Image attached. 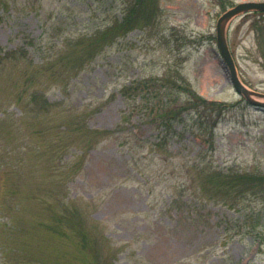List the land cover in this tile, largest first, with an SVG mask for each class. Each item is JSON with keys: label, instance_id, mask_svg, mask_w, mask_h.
Returning a JSON list of instances; mask_svg holds the SVG:
<instances>
[{"label": "rangeland", "instance_id": "1", "mask_svg": "<svg viewBox=\"0 0 264 264\" xmlns=\"http://www.w3.org/2000/svg\"><path fill=\"white\" fill-rule=\"evenodd\" d=\"M131 1L0 0V264H264V108L215 30L264 0H151L153 23L112 30ZM226 39L264 103V13ZM169 76L222 105L211 136L194 109L164 129L129 89L151 79L155 111Z\"/></svg>", "mask_w": 264, "mask_h": 264}, {"label": "trees", "instance_id": "2", "mask_svg": "<svg viewBox=\"0 0 264 264\" xmlns=\"http://www.w3.org/2000/svg\"><path fill=\"white\" fill-rule=\"evenodd\" d=\"M126 10L127 11L123 20L111 25L112 30L123 28L126 32L136 25L144 26L150 24L151 22L153 23L157 16V9L152 4L151 0H133L130 2L129 7ZM165 81L167 83H172L171 86L169 85L170 88L167 86L168 90L170 89L169 94L171 97L166 98L168 95L165 93V97H163L162 100L163 104L160 107L161 109H156L155 111L154 109L149 108L147 105L151 101L152 92L149 85L151 79H148L147 81H136L129 89H131L133 92H138L137 96L139 97V100L141 102L144 101L143 110L146 113H149L148 115L155 116V118H153L154 120L158 117L159 122L164 123V129L172 128L174 125L173 123L177 120H181L185 112H188L190 109H194V115L192 119L194 122L192 126L197 127V131L199 132L200 136H211L213 133V128L222 119V105L216 102L214 103L207 101L198 96H196L198 98L193 99V96L188 93L189 90L186 88V86L182 87L181 85H175L177 80L173 79L171 76L167 77ZM139 84H141V88L139 87ZM179 92L186 96L181 102L178 103L179 99L176 98L178 96L175 97L174 95L178 94ZM35 99L36 95L33 96V101H35ZM170 99L176 100L172 101ZM124 118L126 119V116H124ZM201 139L206 144L213 142L212 138ZM222 181L224 184L228 185L226 180ZM239 182L245 183V180L238 176L237 179L232 182V185H238ZM63 221L64 218L58 217L56 223H52V227H54L56 232L60 235H63L64 232L62 230ZM81 234L82 240H85L84 233Z\"/></svg>", "mask_w": 264, "mask_h": 264}, {"label": "water", "instance_id": "3", "mask_svg": "<svg viewBox=\"0 0 264 264\" xmlns=\"http://www.w3.org/2000/svg\"><path fill=\"white\" fill-rule=\"evenodd\" d=\"M249 12H264V2H246L235 5L219 17L216 23V44L223 63L228 72V78L235 92L250 105L264 108V103L252 100L253 93L239 80L234 61L228 49L226 33L228 24L236 17Z\"/></svg>", "mask_w": 264, "mask_h": 264}]
</instances>
